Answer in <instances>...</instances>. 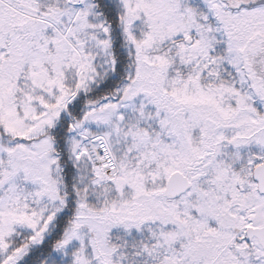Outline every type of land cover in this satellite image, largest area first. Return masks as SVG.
<instances>
[{"label":"snow or ice","instance_id":"obj_1","mask_svg":"<svg viewBox=\"0 0 264 264\" xmlns=\"http://www.w3.org/2000/svg\"><path fill=\"white\" fill-rule=\"evenodd\" d=\"M0 264H264V0H0Z\"/></svg>","mask_w":264,"mask_h":264}]
</instances>
